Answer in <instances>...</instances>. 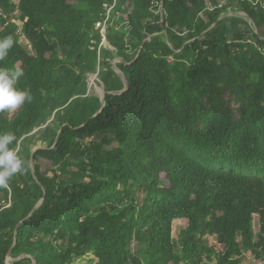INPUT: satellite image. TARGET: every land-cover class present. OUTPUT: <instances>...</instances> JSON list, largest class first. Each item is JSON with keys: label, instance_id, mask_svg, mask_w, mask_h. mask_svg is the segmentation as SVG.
<instances>
[{"label": "trees", "instance_id": "trees-1", "mask_svg": "<svg viewBox=\"0 0 264 264\" xmlns=\"http://www.w3.org/2000/svg\"><path fill=\"white\" fill-rule=\"evenodd\" d=\"M113 1L0 0V68L33 96L0 113L28 162L0 188V264H264V0H119L102 100Z\"/></svg>", "mask_w": 264, "mask_h": 264}, {"label": "clouds", "instance_id": "clouds-1", "mask_svg": "<svg viewBox=\"0 0 264 264\" xmlns=\"http://www.w3.org/2000/svg\"><path fill=\"white\" fill-rule=\"evenodd\" d=\"M15 44L9 35L0 39V61H4ZM21 69L0 68V113L15 111L21 105L31 103L33 96L29 90H21L17 83L23 76ZM17 140L13 132H0V188H6L16 174H23L28 162L9 146Z\"/></svg>", "mask_w": 264, "mask_h": 264}, {"label": "rangeland", "instance_id": "rangeland-1", "mask_svg": "<svg viewBox=\"0 0 264 264\" xmlns=\"http://www.w3.org/2000/svg\"><path fill=\"white\" fill-rule=\"evenodd\" d=\"M119 0H114L113 3H107L106 4V9H107V15L104 17V20L101 21V23H98L95 27V29L93 30V32L91 33V39H92V43L94 44V46L92 47L93 49H97L98 50V54H99V64L97 67V70L94 72H89L87 74V94L86 96L88 97H92V96H98L100 97L102 100L105 99V95H106V91L104 89V84L100 79L101 73L107 71V67L104 65L103 63V49L104 48H108V49H112L114 50V47L110 45L109 40H108V29L109 26L114 24V23H118L119 27L118 29H123V30H129V24L127 22H123L122 19V13L118 12L116 13V15L113 16V13L115 12V9L117 7ZM15 3H18V0H14ZM152 9L155 12V14H159L160 16H164L167 14H165V5L164 2L162 0H152ZM125 11V8L122 10ZM126 14L125 17L127 18V16L129 15L127 11H125ZM235 15L233 12H231L229 14V16H233ZM239 15L244 16L246 18H249L246 14L244 13H240ZM147 22V21H146ZM145 22V23H146ZM22 26V25H20ZM21 29V27H20ZM101 36V42L98 44V40L96 36ZM129 35V34H128ZM128 40H130V37H128ZM21 41L24 44H29V40H27L25 38V36H22ZM122 59L117 57L115 59H112V64L113 66H116L119 62H121ZM120 69V68H119ZM116 70V69H115ZM118 73L121 70H116ZM127 89V88H126ZM125 89V90H126ZM39 129L35 130V132H37ZM42 143H40L39 145H37V147L34 148V150H37L41 147ZM117 145V144H115ZM20 144L18 146V148H20ZM32 163V169L34 168V164ZM185 227V223H175L174 224V236L176 238H178L179 236H181V232L182 229ZM254 229L256 231V233L259 232L260 229V217L258 215H255L254 217ZM16 261V259L12 256L8 257V264H14V262ZM251 261V256H249L248 254L244 255L242 263L243 264H247ZM95 263L97 262L95 256L93 254H88L85 257H82L80 259H78L77 261H75L73 264H89V263Z\"/></svg>", "mask_w": 264, "mask_h": 264}, {"label": "water", "instance_id": "water-1", "mask_svg": "<svg viewBox=\"0 0 264 264\" xmlns=\"http://www.w3.org/2000/svg\"><path fill=\"white\" fill-rule=\"evenodd\" d=\"M114 68L116 69V70H121V69H119L118 68V66L116 65V66H114ZM119 74L124 78V73L122 72V71H120L119 72ZM124 80L126 81V79L124 78ZM128 87V86H127ZM119 93H123V91H121V92H119ZM106 96V95H105ZM37 150H35V152H36ZM33 158H34V156L32 157V162L34 161L33 160ZM34 163V162H33ZM33 172L35 173V166H34V168H33ZM42 202H43V200L36 206V208L34 209V211L42 204ZM18 259H20V258H16V260H18ZM34 264H36V262L34 263Z\"/></svg>", "mask_w": 264, "mask_h": 264}, {"label": "built area", "instance_id": "built-area-1", "mask_svg": "<svg viewBox=\"0 0 264 264\" xmlns=\"http://www.w3.org/2000/svg\"><path fill=\"white\" fill-rule=\"evenodd\" d=\"M99 23H101V22H99Z\"/></svg>", "mask_w": 264, "mask_h": 264}]
</instances>
